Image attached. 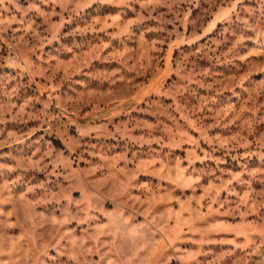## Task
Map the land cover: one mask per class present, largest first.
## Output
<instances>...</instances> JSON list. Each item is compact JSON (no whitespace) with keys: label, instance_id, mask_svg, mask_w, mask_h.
<instances>
[{"label":"rangeland","instance_id":"obj_1","mask_svg":"<svg viewBox=\"0 0 264 264\" xmlns=\"http://www.w3.org/2000/svg\"><path fill=\"white\" fill-rule=\"evenodd\" d=\"M0 264H264V0H2Z\"/></svg>","mask_w":264,"mask_h":264},{"label":"clouds","instance_id":"obj_2","mask_svg":"<svg viewBox=\"0 0 264 264\" xmlns=\"http://www.w3.org/2000/svg\"><path fill=\"white\" fill-rule=\"evenodd\" d=\"M0 2H2V0H0Z\"/></svg>","mask_w":264,"mask_h":264}]
</instances>
